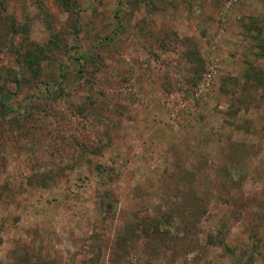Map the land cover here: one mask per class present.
Wrapping results in <instances>:
<instances>
[{"label":"rangeland","instance_id":"1","mask_svg":"<svg viewBox=\"0 0 264 264\" xmlns=\"http://www.w3.org/2000/svg\"><path fill=\"white\" fill-rule=\"evenodd\" d=\"M0 264H264V0H0Z\"/></svg>","mask_w":264,"mask_h":264},{"label":"built area","instance_id":"2","mask_svg":"<svg viewBox=\"0 0 264 264\" xmlns=\"http://www.w3.org/2000/svg\"><path fill=\"white\" fill-rule=\"evenodd\" d=\"M237 3V0H224V8L229 9L231 7H234ZM216 73V65L214 64V61L210 62V64L206 67V71L204 75L202 76V82L207 86V84L212 80ZM171 99V98H170ZM174 110V108H173Z\"/></svg>","mask_w":264,"mask_h":264}]
</instances>
